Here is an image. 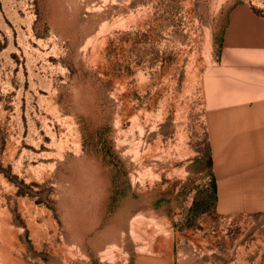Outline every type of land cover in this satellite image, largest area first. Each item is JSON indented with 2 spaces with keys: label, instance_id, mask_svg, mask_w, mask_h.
Listing matches in <instances>:
<instances>
[{
  "label": "rangeland",
  "instance_id": "374dc122",
  "mask_svg": "<svg viewBox=\"0 0 264 264\" xmlns=\"http://www.w3.org/2000/svg\"><path fill=\"white\" fill-rule=\"evenodd\" d=\"M248 17L264 0H0V264H264V209H219L207 131Z\"/></svg>",
  "mask_w": 264,
  "mask_h": 264
},
{
  "label": "crops",
  "instance_id": "0c3cea01",
  "mask_svg": "<svg viewBox=\"0 0 264 264\" xmlns=\"http://www.w3.org/2000/svg\"><path fill=\"white\" fill-rule=\"evenodd\" d=\"M247 20L225 31L209 83L215 106L207 131L219 209L252 211L264 209V22ZM174 255L138 256L130 264H177Z\"/></svg>",
  "mask_w": 264,
  "mask_h": 264
}]
</instances>
